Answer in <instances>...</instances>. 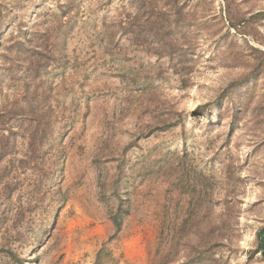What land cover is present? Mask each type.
Here are the masks:
<instances>
[{"label": "rangeland", "instance_id": "374dc122", "mask_svg": "<svg viewBox=\"0 0 264 264\" xmlns=\"http://www.w3.org/2000/svg\"><path fill=\"white\" fill-rule=\"evenodd\" d=\"M262 226L264 0H0V264H264Z\"/></svg>", "mask_w": 264, "mask_h": 264}, {"label": "trees", "instance_id": "16d2710c", "mask_svg": "<svg viewBox=\"0 0 264 264\" xmlns=\"http://www.w3.org/2000/svg\"><path fill=\"white\" fill-rule=\"evenodd\" d=\"M32 136H34V134H32ZM30 139H32L31 135H30ZM116 223H117L118 227L121 225V221L119 219L116 220ZM257 240H258L259 249L264 253V226H262L258 230V232H257Z\"/></svg>", "mask_w": 264, "mask_h": 264}]
</instances>
